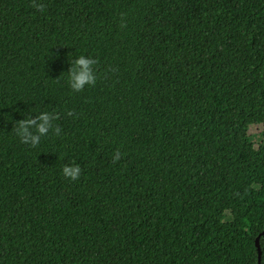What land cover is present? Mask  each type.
<instances>
[{"label": "trees", "instance_id": "16d2710c", "mask_svg": "<svg viewBox=\"0 0 264 264\" xmlns=\"http://www.w3.org/2000/svg\"><path fill=\"white\" fill-rule=\"evenodd\" d=\"M263 232L264 0H0V264H257L259 235L264 264Z\"/></svg>", "mask_w": 264, "mask_h": 264}, {"label": "clouds", "instance_id": "9594fccd", "mask_svg": "<svg viewBox=\"0 0 264 264\" xmlns=\"http://www.w3.org/2000/svg\"><path fill=\"white\" fill-rule=\"evenodd\" d=\"M38 10H43V5L35 4ZM97 61L91 58L86 59L85 56L79 55L74 61L72 68L68 74V83L75 91H81L85 86L94 85L96 76L93 73V68ZM56 115L48 111L41 112L35 119H24L16 124L13 129L15 135L27 143L30 141V147H36L41 142L42 137H45L51 131L53 134H58L60 129L55 126L54 121ZM121 152L117 149L113 155V162L121 159ZM62 174L69 180H77L80 176V166L77 163L65 164L62 166ZM259 239V237H257Z\"/></svg>", "mask_w": 264, "mask_h": 264}, {"label": "water", "instance_id": "95a60500", "mask_svg": "<svg viewBox=\"0 0 264 264\" xmlns=\"http://www.w3.org/2000/svg\"><path fill=\"white\" fill-rule=\"evenodd\" d=\"M262 234H264V232ZM259 236H257V237H259ZM257 237L255 238V246H256V251H257V264H259V261H260V248H259V239Z\"/></svg>", "mask_w": 264, "mask_h": 264}, {"label": "rangeland", "instance_id": "374dc122", "mask_svg": "<svg viewBox=\"0 0 264 264\" xmlns=\"http://www.w3.org/2000/svg\"><path fill=\"white\" fill-rule=\"evenodd\" d=\"M254 131H258V129H255ZM249 133L253 134V128H250Z\"/></svg>", "mask_w": 264, "mask_h": 264}]
</instances>
